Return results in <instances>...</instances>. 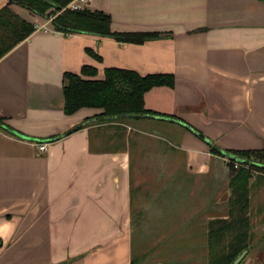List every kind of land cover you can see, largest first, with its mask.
Here are the masks:
<instances>
[{"label":"crops","instance_id":"1","mask_svg":"<svg viewBox=\"0 0 264 264\" xmlns=\"http://www.w3.org/2000/svg\"><path fill=\"white\" fill-rule=\"evenodd\" d=\"M9 6L35 30L0 58V118L10 127L0 126V264H131L133 121L142 135L140 126L148 125L178 143L189 176L223 169L224 155L212 153L206 139L225 150L264 147V0L85 5L108 12L113 30L161 35L143 43L63 34L49 18ZM83 65L95 67L99 79L105 67H118L140 75L171 73L174 84L144 93L152 116L107 117L97 107L67 115L63 74L79 73ZM134 139L138 148L142 136ZM44 142L47 149L39 151ZM263 174L251 176L248 192L249 202L258 198L259 211Z\"/></svg>","mask_w":264,"mask_h":264},{"label":"rangeland","instance_id":"2","mask_svg":"<svg viewBox=\"0 0 264 264\" xmlns=\"http://www.w3.org/2000/svg\"><path fill=\"white\" fill-rule=\"evenodd\" d=\"M131 124L132 221L129 228L131 264H213L208 244V220L226 217L232 175L230 162L223 157L222 170L212 166L211 175H188L184 152L162 129L145 125L137 132ZM154 132L157 138L149 135ZM142 136L137 148L135 136ZM232 164V163H231ZM140 167V173L136 170ZM257 170H252V177ZM251 177V178H252ZM264 183V174L259 175ZM248 192L252 188L248 180ZM250 184V185H249ZM225 197V198H224ZM228 197V196H227ZM224 201H223V200ZM249 202L248 250L240 264H264V209ZM263 199L260 201L262 202ZM222 206H216V202ZM226 242V241H225Z\"/></svg>","mask_w":264,"mask_h":264},{"label":"trees","instance_id":"3","mask_svg":"<svg viewBox=\"0 0 264 264\" xmlns=\"http://www.w3.org/2000/svg\"><path fill=\"white\" fill-rule=\"evenodd\" d=\"M70 1L8 0L0 7V58L35 30L32 22L22 18L10 8L11 3H17L42 17L49 18L52 15L53 29L63 34L85 32L126 43H143L161 37L155 31L113 30L111 27L113 20L108 12L89 10L86 7L70 9L67 7ZM87 52L95 59H101L94 51L87 49ZM103 74L102 78H95L97 69L90 65H83L79 73L64 72L65 114H72L82 107H97L103 110L101 115L107 117L152 116L156 113L145 109L144 93L154 86L172 87L174 84V76L171 73L140 75L130 69L105 67ZM0 126L10 130L3 118H0ZM80 126L82 125L77 124L58 135L68 134ZM192 130L196 134L199 133L195 129ZM58 135L55 137H59ZM206 141L211 146L212 153L221 154L209 139ZM227 151L245 161L234 168L233 160L228 159L231 161L229 166L232 175L228 182L230 193L228 197H224L228 204L227 214L226 217L208 220V244L213 264H230L243 249L248 250L249 220L246 215L249 205L248 180L252 176L253 169L264 173V147L259 150ZM66 263L67 261H63L58 264Z\"/></svg>","mask_w":264,"mask_h":264},{"label":"water","instance_id":"4","mask_svg":"<svg viewBox=\"0 0 264 264\" xmlns=\"http://www.w3.org/2000/svg\"><path fill=\"white\" fill-rule=\"evenodd\" d=\"M197 135H199L200 137H202L203 139H206L205 136L201 133H198ZM218 148V147H217ZM219 149V148H218ZM219 152L221 154L224 155V157H226L229 160H233L235 162H239V163H243L245 160L242 158H239L237 156H235L234 154L228 152L225 149H219ZM247 253V249H243L233 260L230 264H239L241 262V260L244 258L245 254Z\"/></svg>","mask_w":264,"mask_h":264},{"label":"built area","instance_id":"5","mask_svg":"<svg viewBox=\"0 0 264 264\" xmlns=\"http://www.w3.org/2000/svg\"><path fill=\"white\" fill-rule=\"evenodd\" d=\"M88 1L89 0H71L67 4V7L70 9H81V8L85 7V5L88 3ZM51 18H52V15L49 16L50 20H51ZM46 149H47V143L46 142L38 144V150L39 151H43ZM240 165H241V163L233 161L234 168H237Z\"/></svg>","mask_w":264,"mask_h":264}]
</instances>
